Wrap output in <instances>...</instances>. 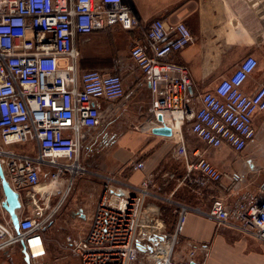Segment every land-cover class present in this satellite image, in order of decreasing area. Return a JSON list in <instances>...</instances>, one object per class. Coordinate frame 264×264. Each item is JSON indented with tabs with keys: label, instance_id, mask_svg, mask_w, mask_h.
<instances>
[{
	"label": "built area",
	"instance_id": "obj_1",
	"mask_svg": "<svg viewBox=\"0 0 264 264\" xmlns=\"http://www.w3.org/2000/svg\"><path fill=\"white\" fill-rule=\"evenodd\" d=\"M113 26L139 33L128 55L148 85L145 117L156 127L170 128L190 183L220 187L226 176L197 151L187 152L183 126L209 148L225 144L241 152L255 139L253 121L264 112V85L251 94L241 90L257 68L255 57H244L228 77L203 93L197 108L188 93V69L168 59L192 41L184 22L154 19L143 28L123 0H0V165L20 201L15 231L2 208L0 185V252L13 247L21 251L23 245L30 264H45L44 233L74 182L91 175L102 183L90 226L83 237L64 239L79 264H138L149 237L154 239L140 264H203L193 262L194 250L176 254L187 214H202L198 209L177 205V220L167 230L161 210H149L146 202L174 203L157 196L152 175L132 186L120 177L92 173L84 165L85 151L97 133L119 120L115 104L125 91L119 74L79 70L76 40ZM15 144L26 149H9ZM143 167L136 161L129 169ZM203 215L216 224H237L264 241L263 190L257 197L241 194L229 205L212 197Z\"/></svg>",
	"mask_w": 264,
	"mask_h": 264
},
{
	"label": "crops",
	"instance_id": "obj_2",
	"mask_svg": "<svg viewBox=\"0 0 264 264\" xmlns=\"http://www.w3.org/2000/svg\"><path fill=\"white\" fill-rule=\"evenodd\" d=\"M123 2L143 28L154 19H161L167 24L181 21L188 27L192 35L191 43L168 59L188 69L191 79L188 93L195 107L200 106L199 99L203 93L211 91L220 80L228 77L238 63L249 55L257 59L258 65L248 76L241 90L245 94H251L256 88L264 85V0H123ZM100 32L112 34L114 45H117L118 39H124L128 48L134 39L139 37V33L113 26L93 32L89 36L78 37L76 45L80 71L91 69L104 73L114 71L121 76L125 95L115 104L116 115H119L116 123H120L121 118L126 115L129 119L139 118L140 121L132 128L133 121L130 127L123 125L119 132L114 130L108 132V129H104L97 133L92 145L84 154L83 162L93 156L96 160L87 164L90 168L88 170L97 175L120 177L132 186L139 185L146 176L152 175L159 189L156 192L157 196L169 198L174 203L170 205L161 200L151 199L146 202L149 210L155 208L161 210L160 215L167 230H172L177 220V205L198 209L202 214L191 210L187 214L184 230L177 242L176 254L179 257L189 250H194V263L264 264L263 240L243 232L237 224L232 222L216 224L203 215L208 212L212 197L219 196L226 205H229L241 194L247 193L257 197L262 192L264 112L255 115L253 121L255 139L241 152H235L225 144L218 148H209L192 134L182 133L189 154L197 151L226 176L221 179L220 187L199 188L186 179L184 162L176 156V138L172 136L166 139L150 133L156 126L145 117L149 107L148 85L133 66L128 52L121 54L122 57L120 55L116 57L117 53L115 54L114 50L110 53L103 52L110 56H108L110 59L104 57L103 60L99 50L86 46L87 42ZM136 161L143 163L142 170L129 169L130 164ZM192 175L195 176V173ZM79 182L77 180L73 184H76L73 203L81 198L80 202H85L83 206L88 211H93L99 196L97 198L87 194L88 188ZM23 196L21 194L22 198ZM47 231L44 237L48 251L52 243ZM153 239L149 237L144 241L141 252H145V248H150Z\"/></svg>",
	"mask_w": 264,
	"mask_h": 264
},
{
	"label": "rangeland",
	"instance_id": "obj_3",
	"mask_svg": "<svg viewBox=\"0 0 264 264\" xmlns=\"http://www.w3.org/2000/svg\"><path fill=\"white\" fill-rule=\"evenodd\" d=\"M86 46L91 48L93 47L99 50L100 56L103 57V60L104 57H106L107 60L110 59L109 58L110 56L103 54V52L110 53L112 52V50H114L115 54L117 53L116 57H118L119 55L120 57H122V55L124 53L127 54L129 50L128 46L125 45L124 43V39H118L117 45H114V38L112 34H108V33L106 34L104 32H100L95 36H93L92 39L89 42H87ZM108 72L111 74L118 73L114 71H108ZM139 121H140L139 118L129 119L128 115H126L124 118H121V122L119 121L120 123L114 122L110 125L108 124L109 126L105 129H108V132L109 130L110 131L114 130L115 132H119V130L123 125L130 127L132 122L133 123L131 126L132 128L133 125H138L137 122ZM182 133L183 134L189 133L188 125L183 126ZM9 149L19 152L26 149V147L20 144H15V145H11ZM93 158L90 159L86 158L84 160L87 169H90L87 164H91L96 161ZM77 180L80 181L79 182L80 185L83 184L88 188L87 194H89L92 197L96 196L98 198L101 192V183H102L98 177L89 175L78 178ZM75 188H76V184L73 185L70 191L68 192L67 196L65 197V200L63 201L62 205L60 206L58 212L54 217L52 226L51 228H49L50 230L47 231L52 244L50 249L47 251V256L44 259L45 264H79L78 260L65 248L64 239L66 236H72L74 238L83 237L90 226L92 211H88V209L83 206L85 202H80L81 198H78L79 200V201L77 200L78 202L73 203V201H75L73 199ZM56 199L53 198L52 202H55ZM147 249L148 248H145V251ZM177 252H179V250ZM144 255L145 252H141L138 255V262H137L138 264L143 262ZM0 264H24L20 249L18 247H13L10 250L1 251Z\"/></svg>",
	"mask_w": 264,
	"mask_h": 264
},
{
	"label": "water",
	"instance_id": "obj_4",
	"mask_svg": "<svg viewBox=\"0 0 264 264\" xmlns=\"http://www.w3.org/2000/svg\"><path fill=\"white\" fill-rule=\"evenodd\" d=\"M150 133L154 136L170 139L171 138V130L166 126H158L151 129ZM0 185L3 194L2 208L7 212L10 216L13 228L15 231L18 230V217L16 215V210L20 208L19 195L15 192L9 185L6 180L2 167L0 165ZM262 190L264 191V186H262ZM21 254L23 255L24 264H30L28 254L25 250V247L22 245Z\"/></svg>",
	"mask_w": 264,
	"mask_h": 264
},
{
	"label": "bare ground",
	"instance_id": "obj_5",
	"mask_svg": "<svg viewBox=\"0 0 264 264\" xmlns=\"http://www.w3.org/2000/svg\"><path fill=\"white\" fill-rule=\"evenodd\" d=\"M22 259H23V255H22Z\"/></svg>",
	"mask_w": 264,
	"mask_h": 264
}]
</instances>
